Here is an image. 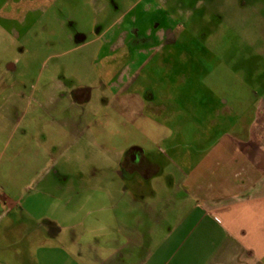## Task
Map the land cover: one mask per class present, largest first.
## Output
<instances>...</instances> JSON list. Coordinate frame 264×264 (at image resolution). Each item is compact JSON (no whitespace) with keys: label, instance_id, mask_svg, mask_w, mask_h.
<instances>
[{"label":"crops","instance_id":"0c3cea01","mask_svg":"<svg viewBox=\"0 0 264 264\" xmlns=\"http://www.w3.org/2000/svg\"><path fill=\"white\" fill-rule=\"evenodd\" d=\"M228 2H235L241 8L236 14L242 22V31H238L239 45L242 49L245 47L243 51L264 53L263 0ZM225 4L218 0H0V33L16 40L14 48L24 52L52 51L71 41L75 44L71 49L94 46L100 54L107 47L109 51L125 50L128 54L133 37L139 36L143 28L136 25L138 12L149 13L151 22L159 20L151 27H144L145 34L158 42L152 47L155 50L162 42H166V48L170 47L176 43L178 35H182L181 26L177 32L176 26L170 25L173 13L190 20L195 12L208 11L210 6L225 11ZM251 15H254L252 23ZM225 20L229 28L238 29L234 24L236 19L229 17V13ZM221 21L224 22L223 17ZM223 32L220 28L211 32L209 38L206 37V48L218 52L216 39ZM43 36L50 38L43 40ZM133 63V59H129L117 75L118 88L134 77V69L129 71L133 74L128 79L124 74ZM55 64V67L61 66ZM56 73L50 71L42 94L54 107L59 95L61 100L67 99V107L64 104L59 113H65L69 107L74 109L78 101L91 99L92 90L88 88V92L78 98L73 92L80 88L72 90L70 96L59 94ZM238 100L223 103L227 114L234 117L231 127L235 128L238 120L249 115L254 102L257 108L251 123L243 134L225 137L216 144L215 147L222 149V155H206L187 171L182 180L185 196L174 220H170L171 207L142 202L150 193L137 184L141 180L153 182L160 167L150 159L148 173L128 174L137 187L131 197L135 209L145 207L148 213H162V217L146 223L148 232L142 235H139L137 220L126 223L114 214L108 221L100 217L87 224V218L95 210L88 209L81 217V206L66 201L62 205L54 204L61 194L73 196L81 192L85 181L106 178V172H63L57 167L65 160L63 152L56 155L59 151H52L53 145L50 165L43 168V172L33 171L30 181L23 182L16 191L17 198L0 191V264H264V98H251L249 103L247 99ZM14 101L17 104L16 98ZM0 115L3 116L0 142L6 132L8 143L10 128L6 121L11 111L5 116L0 110ZM72 116L71 122L64 116L60 122L74 138L81 139L83 120ZM22 152L19 150L17 162L25 171L26 157L21 158ZM98 160L101 162L98 164L106 162L103 157ZM121 160L122 156L115 165L120 167ZM95 161L93 163L97 164ZM117 173L121 178L126 176L119 170ZM4 178L5 173H1L0 179ZM120 207L116 201L110 208L116 212ZM155 227L166 230L158 243ZM16 230L19 236L14 242L12 235Z\"/></svg>","mask_w":264,"mask_h":264},{"label":"rangeland","instance_id":"374dc122","mask_svg":"<svg viewBox=\"0 0 264 264\" xmlns=\"http://www.w3.org/2000/svg\"><path fill=\"white\" fill-rule=\"evenodd\" d=\"M218 1L227 3L225 11L210 6L211 10L197 11L190 20L173 13L170 25L176 26L177 32L181 26L182 35L170 47L166 48V42H162L155 50L152 47L158 42L145 34L144 27H151L159 20L151 22L149 13L138 12L136 25L143 28L139 36L133 37L128 54L125 50L112 52L107 47L100 54L94 46L71 49L75 45L71 41L52 51L24 52L14 48L16 40L0 33V110L5 116L11 111L6 121L10 128L9 141H5L8 137L5 132L0 142V174L5 173L4 180L0 179V191L17 198L16 191L33 171L43 172L50 165V153L59 151L53 154L60 156L63 152L65 160L57 166L63 172L86 170L94 174L104 170L106 178L85 181L82 193L77 190L78 194L73 196L61 194L55 205L66 201L81 206V217L86 210H95L87 218V224L100 217L108 221L114 214L126 223L137 220L139 235L146 234V223L162 217V213H148L145 207L135 209L131 197L137 187L126 171L115 165L120 156L140 147L144 156L160 167L153 182H137L150 193L142 202L171 207L170 220H174L185 196L182 180L187 171L206 155H222L216 144L225 137L243 134L257 108L253 102L249 115L238 120L233 128L230 121L234 117L227 114L223 103L232 104L240 98L249 103L251 98H264V53L243 51L245 47L239 45L242 22L236 14L241 8L229 0ZM228 13L236 19L234 24L238 29L226 25ZM253 19L254 15L249 16L250 23ZM217 28L224 30V34L216 39L218 52H212L205 46L206 37ZM45 38L50 37H42ZM61 52L65 53L59 55ZM129 59H133L134 65L124 74L128 79L134 72V77L118 88L117 75ZM55 63L61 66L55 67ZM131 69L134 71L129 73ZM52 70L57 72L59 94L70 96L72 90L88 88L92 90L91 99L78 101L74 109L69 107L65 113H59L64 104L67 107V99L61 100L59 95L54 107L42 94ZM147 90L151 93L149 98ZM72 115L83 120L81 139L74 138L60 122L63 116L71 122ZM19 150L23 151L21 158L26 157L25 171L17 162ZM99 157L106 162L98 164ZM117 170L126 176L121 178ZM116 201L121 207L113 212L110 207ZM154 229L158 243L164 229ZM12 236L16 242L17 230Z\"/></svg>","mask_w":264,"mask_h":264},{"label":"flooded vegetation","instance_id":"af4514ba","mask_svg":"<svg viewBox=\"0 0 264 264\" xmlns=\"http://www.w3.org/2000/svg\"><path fill=\"white\" fill-rule=\"evenodd\" d=\"M86 92H88L87 88H80L74 91L73 94L78 98V95H84ZM146 92V96L149 98L151 93L148 90ZM150 165L149 159L144 156V150L140 147L133 148L122 155L121 167L126 171L127 175L131 173L146 174L151 169Z\"/></svg>","mask_w":264,"mask_h":264}]
</instances>
